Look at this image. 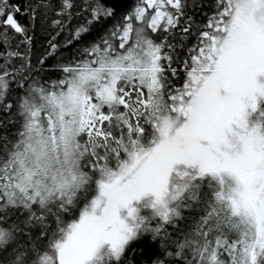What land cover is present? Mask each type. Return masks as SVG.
I'll use <instances>...</instances> for the list:
<instances>
[{"label": "rangeland", "instance_id": "rangeland-1", "mask_svg": "<svg viewBox=\"0 0 264 264\" xmlns=\"http://www.w3.org/2000/svg\"><path fill=\"white\" fill-rule=\"evenodd\" d=\"M158 2H148L150 12L147 7L139 10L140 16L150 15L151 31L164 19L165 10L157 9ZM173 3L163 2L166 8ZM8 16L11 13L3 26L11 28ZM135 28L134 24L137 35L140 29ZM132 33L126 26L120 47L130 43ZM205 40L193 75L174 89L164 114L154 98L159 55L148 43L132 46L134 50L120 59L95 58L93 67L78 70L46 99L45 112L35 121L13 175L20 188L60 199H70L90 179L83 174L89 153L79 139L90 144L102 138L107 145L100 125L114 104L124 105L133 118L145 109L158 114L144 145L132 142L134 149L120 158L117 153L110 169L100 171L91 212L63 234L53 264H115L130 244L142 238L135 209L118 207V212L117 201L131 188L133 193L152 189L158 194L149 197L151 207L155 199L164 206L176 198L172 187L204 174L217 178L228 213L225 218L233 219L225 222L217 216L206 222L210 229L237 237L234 244L213 243L202 256L204 264L264 263V0H225ZM126 72L132 73L129 79ZM121 79L125 85L133 80L144 88L134 92L139 97L127 100L129 106L124 100L127 91L121 94L117 85ZM137 103L144 108L135 109ZM168 218L165 212L161 219L166 224ZM182 252L179 257H189L188 251Z\"/></svg>", "mask_w": 264, "mask_h": 264}, {"label": "trees", "instance_id": "trees-1", "mask_svg": "<svg viewBox=\"0 0 264 264\" xmlns=\"http://www.w3.org/2000/svg\"><path fill=\"white\" fill-rule=\"evenodd\" d=\"M149 1L0 0V264H53L56 244L63 234L74 221L91 212L89 205L98 190L96 179L100 171L110 169L117 153L120 158L134 149L132 142L144 145L158 116L145 109L133 118L124 105L114 104L111 112L106 113L109 118L100 125L108 144L102 138L90 144L82 137L79 139L80 146L89 153L83 174L90 175V179L70 199H60L56 194H32L27 187L20 188L13 175L22 151L28 148L35 121L39 122L38 116L45 112L46 99L52 98L78 70L93 67L95 58L120 59L134 50L132 46L148 43L152 52L159 55L154 98L164 114L169 110L174 89L193 75L205 36L225 2L171 0L173 5L166 8L164 0H159L157 9L165 10L164 19L156 22L151 31L147 26L150 15H139V10L146 7L150 12ZM7 13H11L7 23L10 25L9 18L13 23L17 21L19 31L12 25L3 26ZM134 24L135 29H140L137 35ZM126 26L133 33L130 43L122 48L120 38ZM126 75L129 79L132 73ZM122 80L117 85L123 89L121 94L127 91L124 100L129 106L127 100L139 97L134 92H143L144 88L139 89L133 80L126 85ZM133 107L144 108L139 103ZM212 176L204 174L172 187L176 198L164 206L155 199L151 207L149 197L158 194L155 190H140L138 196L131 188L129 195L117 201L116 209H135L142 238L130 244L114 263L204 264L202 256L213 243L234 244L236 233L231 241L233 235L210 229L206 222L217 216L225 222L233 220L230 216L225 218L228 213L223 206L221 186ZM149 212L154 216H149ZM165 212L169 215L166 224L161 219ZM182 249L189 252V257H179Z\"/></svg>", "mask_w": 264, "mask_h": 264}, {"label": "water", "instance_id": "water-1", "mask_svg": "<svg viewBox=\"0 0 264 264\" xmlns=\"http://www.w3.org/2000/svg\"><path fill=\"white\" fill-rule=\"evenodd\" d=\"M8 22L10 23V25H12V26L15 27V30H16V31H19V28H16V26H15V24L13 23V21H12L11 18L8 19Z\"/></svg>", "mask_w": 264, "mask_h": 264}, {"label": "bare ground", "instance_id": "bare-ground-1", "mask_svg": "<svg viewBox=\"0 0 264 264\" xmlns=\"http://www.w3.org/2000/svg\"><path fill=\"white\" fill-rule=\"evenodd\" d=\"M0 20H1V19H0ZM139 115H140V114H139ZM136 120H137V119H136ZM107 156H108V155H107ZM242 232H243V231H242ZM239 233H240V232H239ZM239 233H238V234H239ZM245 233H246V232H245ZM233 240H234V239H233ZM220 245H221V244H220Z\"/></svg>", "mask_w": 264, "mask_h": 264}]
</instances>
